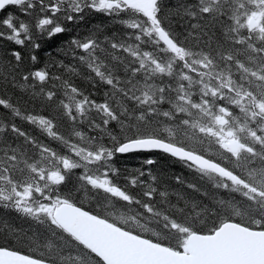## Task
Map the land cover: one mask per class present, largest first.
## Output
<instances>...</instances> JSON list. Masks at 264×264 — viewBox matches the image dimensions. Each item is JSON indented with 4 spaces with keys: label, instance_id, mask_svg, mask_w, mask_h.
I'll list each match as a JSON object with an SVG mask.
<instances>
[{
    "label": "snow or ice",
    "instance_id": "obj_1",
    "mask_svg": "<svg viewBox=\"0 0 264 264\" xmlns=\"http://www.w3.org/2000/svg\"><path fill=\"white\" fill-rule=\"evenodd\" d=\"M0 264H264V0H0Z\"/></svg>",
    "mask_w": 264,
    "mask_h": 264
},
{
    "label": "trees",
    "instance_id": "obj_2",
    "mask_svg": "<svg viewBox=\"0 0 264 264\" xmlns=\"http://www.w3.org/2000/svg\"><path fill=\"white\" fill-rule=\"evenodd\" d=\"M96 23H107L106 19L103 17H91L88 18V22L83 24L82 27L83 28H89L91 27L92 24H96ZM109 28L111 29V25H109ZM61 43V40H57L51 48L48 47L47 44H44L42 46V49L38 51V57H39V61H40V65H43V62L45 60L48 59V56L46 55V53H51L53 56H56L57 53L55 51L56 47H58ZM123 163L128 164L129 167H133V166H137L139 161L137 159H127L125 161H123ZM176 171H180V165H174Z\"/></svg>",
    "mask_w": 264,
    "mask_h": 264
}]
</instances>
